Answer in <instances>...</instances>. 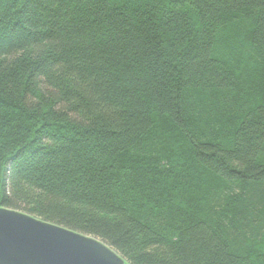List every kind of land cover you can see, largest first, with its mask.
<instances>
[{
	"label": "trees",
	"instance_id": "16d2710c",
	"mask_svg": "<svg viewBox=\"0 0 264 264\" xmlns=\"http://www.w3.org/2000/svg\"><path fill=\"white\" fill-rule=\"evenodd\" d=\"M0 206L264 264V0H0Z\"/></svg>",
	"mask_w": 264,
	"mask_h": 264
},
{
	"label": "water",
	"instance_id": "95a60500",
	"mask_svg": "<svg viewBox=\"0 0 264 264\" xmlns=\"http://www.w3.org/2000/svg\"><path fill=\"white\" fill-rule=\"evenodd\" d=\"M0 264H128L102 239L0 206Z\"/></svg>",
	"mask_w": 264,
	"mask_h": 264
}]
</instances>
